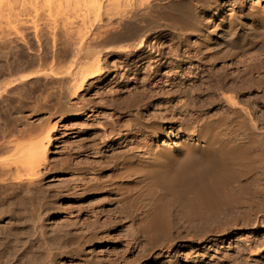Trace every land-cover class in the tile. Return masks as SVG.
<instances>
[{
  "label": "bare ground",
  "instance_id": "6f19581e",
  "mask_svg": "<svg viewBox=\"0 0 264 264\" xmlns=\"http://www.w3.org/2000/svg\"><path fill=\"white\" fill-rule=\"evenodd\" d=\"M15 2L0 0V54L13 56L18 44L31 34L38 48L51 46L53 56L49 66L24 68L12 80L13 84L4 85L9 91L7 98L11 92L16 95L18 89L37 85L44 89L39 95L45 104L51 105L56 100L58 108L55 110L52 106L51 114L57 115L58 110L59 114L68 110L81 112L89 105L73 108L71 98L78 96L90 79L103 74V56L109 55L111 50L107 49L114 47L119 49L114 52L123 71L121 77H127L132 70L137 72L133 78L135 87L126 91L124 97L122 94V99L115 96L121 99L116 101L120 104L118 111L98 122H103L106 138L117 135L127 148L120 146L119 151L115 148L118 151H112L115 157L110 153L116 160L113 159L114 165L112 160L109 163L112 167L106 170L104 179L94 177L95 166L94 169L89 166L94 178L86 177L81 185L77 184L79 191L74 192H98L109 186L108 189L118 193V201L125 202V208L127 203L131 206L129 215L122 216L129 223L128 236L132 233V243L139 249L133 253L131 263L146 264L144 258L154 255L156 260L166 254L165 259L151 264H243L246 254L252 257L262 253L264 233L243 238L228 254L223 250L221 254L210 253L201 258L202 254L196 251L197 256L189 262H183L186 256L175 247L182 237L188 236L193 244L199 245L249 225L254 227L257 219L260 224L264 223L261 203L264 195L262 200L254 197L260 192L264 194V186L261 188L259 182L264 180V6L255 0H42L40 4L53 6L54 13H50L54 17L46 22V27L42 25L45 31H37L35 28L42 23L35 28L26 24L20 19L22 11L16 10ZM163 19L169 29L167 53H173L174 60L158 45L155 47L158 58H152L158 63L151 68L149 63V69H144L146 72L142 74L147 65L145 59L149 60L150 56L139 54L153 31L162 26ZM113 37L116 45L109 48ZM105 42L108 44L101 46ZM54 61L58 65L61 62L62 66ZM186 64L193 67L185 71ZM166 65H173L176 71L168 75L171 72L166 70L169 72L165 75L163 70L162 74ZM161 104L162 107L170 105V109L177 105L174 106L177 108L162 110ZM165 110L167 113H163ZM148 111L151 114L146 119ZM159 115L166 120H160ZM40 129L44 136L38 140H34L37 137L33 138L32 132L35 131L30 133L29 128L22 132L16 128L17 137L12 138L17 135L13 130L14 133L9 131L14 134L10 139L5 135L2 138L6 139H0V218L8 220L0 230V264H57L65 259L75 261L72 264H104L84 249L102 240L97 229L85 228L77 233L59 229L51 234L45 229L44 222L49 216L46 213L54 209V199L62 194L59 189L65 186L59 182L60 187L51 191L43 184L45 168L41 167L46 161L51 128ZM28 135L33 139L27 141ZM79 164L84 168L80 162L78 167ZM72 166L76 168L74 163ZM252 172L257 173L243 182ZM135 186L139 189L134 192ZM139 197L143 198L140 202ZM172 250H175L173 254ZM128 260L124 258L123 262L116 263L109 260L108 264H129Z\"/></svg>",
  "mask_w": 264,
  "mask_h": 264
},
{
  "label": "rangeland",
  "instance_id": "374dc122",
  "mask_svg": "<svg viewBox=\"0 0 264 264\" xmlns=\"http://www.w3.org/2000/svg\"><path fill=\"white\" fill-rule=\"evenodd\" d=\"M19 1L20 0H17V2H15L16 6L18 8V9H16V6H15V9L18 12L20 10L22 11V12H19V15L21 16V17L19 16L20 19H23V21L26 22V24H28L29 26L31 25L32 27H34L36 25L38 26L42 23L39 26L40 28L39 27H37V28L34 27V28L37 29V31L38 30H40V31L44 30L45 31V27L47 26V23L51 22L52 18L54 17V15L52 16V14H51L53 12V10H51V9H53L52 8L53 6L49 5V7H47L48 5L44 4L43 2H42L43 5L40 4L41 3L40 1H42V0H34L35 2L32 1V3L34 2V4H30L28 0L27 1L23 0L22 1L23 4ZM258 1L255 0V2L260 3L261 6H264V0H258ZM30 2H31V0H30ZM17 3H19V4L21 3L20 4L21 6ZM39 5H41V6H39ZM24 7H25V9H24ZM19 8H21V9H19ZM48 8H50V9H48ZM43 13H44V15H43ZM50 19H51V21H50ZM161 19H159V20H161ZM45 20H47V21H45ZM164 20L166 22V19H163V21H161V23L159 21V23L164 27L162 28V26H161L158 29H155L153 31V33L149 37L150 39L148 41V44H146V47L143 48L144 50H142V53L140 52V54H139L141 56H144V54L146 53L145 56H148V55L150 56L149 60L145 59V63L147 65L145 63H144V65H142L143 67L145 65L147 67V68L144 67L143 70L141 69L143 71V72L141 71L142 74L144 73L145 70L147 71V69H149V67H148L149 63H152V66H150V68L155 66V64L158 63V61H155V60L153 61L154 57L156 56V53H158V51L155 50L158 47V45H159V49L162 52L164 50V53L166 55L168 54V57H169V55L171 57L173 56V53H171L172 55L170 53H167L168 52V47H167L168 42L167 41L169 39V35H168L169 29L167 27L168 22L165 23ZM29 22H30V24H29ZM163 22L165 23L166 26L163 24ZM44 24H45V27L44 26L42 27V25H44ZM165 27H167V28H165ZM32 38H33L32 35L29 34L23 40V42L21 44H18L17 48H15V50H14L13 56H10L9 53L8 54L7 53L6 54L5 53L0 54V59H1L0 60V64H1L0 65V76H1L0 80L2 78V81H0V84L3 85V86L0 85V88H1L0 91H2V87H5L4 90L0 93V106H1L0 107V119L2 118L1 120H3L2 122L0 120V127H1L0 128V130H1L0 136L2 135L0 137V139H4L5 136L7 138L9 136H13L14 134L10 133L9 131H11V132H13V130L16 131V128H18L19 131H21L22 129H28L29 128L30 133L33 130L36 133L32 132V135H34V136H32L29 132H28V134H30V136H32L33 138L37 137L34 140H38L40 137L44 136V134L40 128H43V127L51 128L50 129V142L47 145L46 161H45V164L41 167V169L45 168L44 175H42L43 180H44L43 184H44V186H47L50 189H48L47 187H45V188L53 191L54 189H56V187L58 189L60 187V184L63 183V186H65V188L68 190V193H67V191L64 192L65 191L64 187H61L62 189H59V190L62 191V194L55 199L53 198L56 201V202L54 201V204H53L54 209L51 212L46 213V215L47 216L49 215V216H48V219L45 220V222H44L45 223V229H46L47 233L51 234L53 232H57L59 229L70 230L71 233H73L74 231H76L74 233L82 232L83 229H85V228L97 229L99 231L98 237L102 238V240H98L96 242H93L90 245L85 246L84 249H85V251L87 250L86 253L90 257L94 258L95 260L98 259L99 262H102L104 264H108L109 260H110V263L123 262L124 258L129 259L128 260L129 264H132L131 263V259L133 258L132 255H133V253H135V254L138 253L139 249L138 250L136 249L137 244L134 243V241L132 243V239H131L132 233L130 236H128L130 234V232H129L130 229L128 231L127 226L129 225V223H128L127 219L122 218V216H125V214H126L125 217H127L129 215V213L131 211L130 210L131 206L130 205L128 206V203H127V208H125V206H126L125 202L123 203V201L122 202L118 201L119 200L118 193H116L115 191L113 192V190L111 188L108 189L109 186H105L104 188H102V191L98 190V192H97V190H95V191H92L89 193H84V194L81 192L77 193L80 196H78L74 192L79 191V186L77 184H80V183L82 184L84 182V180L86 179V177L87 178L90 177L88 179H93L94 177L99 178L101 176L104 179L105 178L104 176H106L105 175L106 170L108 168L112 167V165H114V162H115L114 160H116V159L113 158V157H115L113 155H115L114 153H117L119 151L117 148L120 149V146H121V148L122 147L125 149L127 148V147H125V143H122V141H120V139H118L119 136H117V135H116L117 137L112 136L113 137L112 138L110 135V137L106 138V135L104 134V131H103L104 130L103 122H100V124H98V122H99V120L105 121V119H106L105 116H110L111 114L113 115V113L118 111V109L120 108V104L117 102L118 101L120 102V100L122 99L121 98L122 94H123L122 97H124L130 90H132V88L135 87L133 78L137 72L132 70V72H130V73L128 72L129 74L127 77H125V78L121 77V76H123V75H121L123 73V71H120L121 67L119 68V65H118L119 62H117V61H119V59L116 55V53L118 52L119 49H117V47L107 49L108 51L111 50V52H109V55L107 54V55L103 56L102 62L104 60L103 65L105 66V68L103 67V69H104L103 74L98 75L93 79H90L87 83L88 85L85 84V86L83 87V90L80 91L79 95L71 98V100L74 99V100H72V102H70V105H71V103L74 105L73 108H75L76 105L77 106H85V105L88 106L89 105V106L85 107L84 108L85 110L84 109L81 110L82 113L77 112L80 110H77L76 111L77 113L75 111L74 112L72 111L73 113L72 112L69 113L68 112L69 110L64 111L65 110L64 109L63 110L64 114H59V110H58V113L56 111L57 115L56 114L53 115V114H51L52 110L54 108H55V110H56V108H58V107H56L57 105L54 103L56 100L55 99H54V101L51 100L54 103V104L52 103L53 105L52 104L48 105L49 103L45 104L44 100L41 99L40 95H39V93L42 92V90H44V89L42 87H38L37 85L26 86L25 88H23L21 90L20 89H18V90L14 89V91L17 90L16 91L17 94L15 93L16 95H13L14 92H11L10 93L11 95L9 94L10 97H8V98L6 97V96H8V93H9L7 83L10 82L11 84H13L14 81H12V80H15V78H17L19 75L18 73L22 72V70L24 68H28V70H32V69L37 68V65H38V67H47L51 63L52 58H50V57H51V55L53 56V53L51 51V46H48L49 49L44 48L43 46L38 48V46L35 43V40ZM112 39H113L114 43H112ZM110 40H108V41H110L109 48L116 45V43H115L116 40H114V37L111 38ZM119 40L117 41L119 43L118 45H120ZM156 40H158L159 43H156V44L153 43ZM162 43H163V45H162ZM105 44H108V43L107 42L102 43L101 46H105ZM110 45H112V46H110ZM147 45L149 47L153 46V49L151 48L152 49L151 50L150 48H148ZM38 50H40V51H38ZM114 51H117V52H114ZM111 56H112V58H111ZM104 57H105V59H104ZM171 57H170V59L174 60V56H173V58H171ZM156 58H158V56H156ZM107 61H108V63H107ZM55 63H56V65H58L57 61ZM58 63H59L58 66H62V65H60L61 62H58ZM115 63L117 64L118 67L116 66ZM113 64H115V65L112 66ZM173 64H175V63H173ZM172 66L169 67V65H166L165 67H163L162 74L164 71H165V73H164L165 75H167L166 73H168L169 71L171 73H168V75L172 74L175 70L174 67H172ZM191 66L193 67V64ZM191 66L186 64L184 66V68H186L185 71H187L188 68H191ZM166 68H168V69H166ZM166 70H169V71L167 72ZM119 72H121V73H119ZM13 73H15V74H13ZM142 74L140 73L141 77H143ZM190 75L193 76L192 74H190ZM90 81H92V82H90ZM4 85H7V86H4ZM6 87H7V90H6L7 94L4 95ZM119 91L120 92L122 91V92L119 94ZM126 91H127V93H126ZM2 94L4 97L2 96ZM80 94H82V95L80 96ZM232 94H234V93H232ZM254 94H252V95H254ZM118 95H119L118 98L115 97ZM11 97H13V98L11 99ZM112 97H113V99H112ZM3 98H5L8 102L5 99H4V101L1 100ZM116 98L117 99L121 98V99L117 100ZM114 99H115V101H114ZM76 100H78V101H76ZM82 100H84V103H82L83 102ZM86 100H88L91 104L87 103L88 101L86 102ZM106 100H109V102H110V100H113L116 104L113 101H111L109 104V102L107 103ZM261 102H263V101H261ZM112 103L114 104L113 105L114 108L112 106ZM116 105H118L119 107ZM50 106H51V109H50ZM103 106L105 107V109ZM163 106L165 108H167L168 110L170 109V105L166 104V106H165V104H163ZM174 106H177V105H174ZM174 106H172L170 110H172V108ZM44 107L47 109H45ZM159 107H161L162 110L165 109L164 107H162V104L159 105ZM251 107H254V106L251 104L250 109H253ZM8 108H9V110H8ZM73 108L70 107V111ZM87 108H89V109H87ZM115 108H117V109H115ZM176 108L174 107V109H176ZM50 110H51V112H49ZM66 110H67V108H66ZM108 111H110V112H108ZM149 111L151 112V111H153V109L152 110L149 109ZM148 112H147V115L145 113V116H144V117H146V119L148 118V114L153 113V112H151V113L150 112L148 113ZM163 113H167V111L165 110ZM114 116H112V118L115 119L116 116L115 117ZM162 116L159 115V117H160L159 119L162 121H165L166 119L163 120ZM16 118H17V121L15 120ZM149 118H150V116H149ZM44 119H45V122H44ZM11 120H12V122H11L12 124L9 123ZM14 121H15L16 125L13 124ZM47 121H48V125L46 124ZM259 125L262 126V124H259ZM101 126H102V128H101ZM10 128H11V130H10ZM5 130H6V132H5ZM18 130L16 131L17 135L15 133V136H13L12 138L18 136V133H19ZM40 131H41V133H40ZM37 132H38V134H37ZM9 134H12V135H9ZM102 134H103V136H105L104 138H103ZM3 135H5L4 138H2ZM30 136L28 135L27 138L25 137L27 139V141H28V139H31V140L33 139ZM10 138H8V139H10ZM25 138L23 140H25ZM110 139L112 141L109 144L108 141ZM262 142H264V140H262ZM116 145H118V146H116ZM263 145H264V143H263ZM115 148H116V150H118L117 152H115L116 151ZM112 151H114V153ZM110 153L112 154L113 157H110L111 156ZM116 156H118V155H116ZM110 158H112V159H110ZM111 160L113 161V163H111L112 162ZM108 161H110V162H108ZM70 162L72 165L74 163L76 165V168H79V171H78V169L76 170V168L73 169L75 166L70 165ZM78 162H80L84 168H82L80 164L78 167ZM65 163L66 164L68 163V164L66 165ZM109 163H111L112 165H110ZM62 164H65V166L67 168L72 166L71 167L72 169L70 168L71 169L70 170L68 168V170H66V169H64L66 167L64 165H63L64 167H62ZM85 164L87 165V167L92 166V169H94V166H95L94 177H93V170L90 169L91 167H89L87 169ZM55 167L56 168L61 167L64 170L61 168L60 169L57 168V170H56ZM101 167H103L104 169ZM82 169L85 170V171L84 170L82 171L83 173L81 172ZM86 170H88V171H86ZM98 170H100V171H98ZM73 172H74V175H72ZM87 172L89 173V176H86V174H88ZM98 172H100V173H98ZM77 173H79V174H77ZM254 173L253 172L250 173L249 175H247L246 179H242V181L243 182L244 181L246 182V180L249 181L250 179H252L251 177H253ZM76 174L78 176L79 175L80 176L78 177ZM81 174H82V176H81ZM97 174H99V175L97 176ZM91 175H92V177H91ZM75 176H76V178H75ZM75 179L77 180L76 182H74ZM78 179L79 180L81 179L82 181L80 180L81 181L80 182ZM103 179H101V180H103ZM71 181L73 183H76V184L74 185ZM59 182H61V183L59 184ZM259 182L262 184L261 185V188H262L264 186V180H261ZM57 184H59V186ZM66 184H68V185L66 186ZM73 186L76 190H74V188H72ZM133 188H134V192L137 191V189H139L138 186H137V189H136V186ZM252 188H253V186H252ZM71 189H73L74 191ZM70 191L72 192L71 194H70ZM64 194H66V195H64ZM259 194H261V192L258 193L254 197L256 199L259 198L260 200H262L264 194L262 193L261 196ZM140 199H143V198L139 197V200L138 199H136V200H138L140 202V201H142ZM120 203H122L123 205ZM261 203H262V205L264 204V202H261ZM130 204H133V203L131 202ZM123 207L125 208L124 210H123ZM128 210H130V211L128 212ZM7 222H8L7 218H0V230H3V227H5ZM258 223L259 222L257 219L254 227H253V225L252 226L249 225L248 227H244L243 229L241 228V231H233L228 236H224L222 238H220V237L215 238V239H219V240H213L211 242H203V243L200 242L201 244H199V245H196L195 242L193 244L192 240L188 236L185 237V235H184L185 238L180 237L181 239H178L179 241L177 240V244L179 243L180 245L178 244L175 247V250L180 251L179 253L183 254L186 257L188 255V258L184 257L183 262H189L193 257L197 256V253L202 254L201 258L208 257V255L210 253L221 254V252L223 250H226L227 254H228L229 252H231L235 248V246L237 245V242L242 241L243 238L254 237L258 234L264 233V223L263 224L262 223L258 224ZM78 230H80V231H78ZM1 233H2V231H0V234ZM128 239L129 240L131 239V240L129 241ZM212 239H214V238L212 237ZM126 250H128V251H126ZM175 250H172L171 254H173L175 252ZM182 250H183V252H182ZM208 250H212V251H208ZM186 251H188V253H190V255ZM196 251H197V253H195ZM114 252H116V253H114ZM163 252H164V250H163ZM184 253L187 255H185ZM120 255H122V256H120ZM164 255H165V257H167L166 254H164ZM246 255L244 256L245 258L243 257V264H264V251H262V253H258L255 256H252L253 258L249 255H247V256ZM126 256H128V257H126ZM163 256L160 255L159 256L160 258L158 257V259H156V260L154 259V257L152 258L151 256H149V257L144 258L143 260L146 261V264L147 263L151 264L153 261L154 262L162 261L163 259H165V257H163ZM99 257H100V259H99ZM210 258L214 259L213 256H211ZM168 260H169V258H168ZM170 260H172V258H170ZM244 260H246V261H244ZM124 261H125L124 263L127 262V260H124ZM71 262L74 263L75 261L65 259V260L60 261L57 264H72ZM134 264H138V263L135 262Z\"/></svg>",
  "mask_w": 264,
  "mask_h": 264
}]
</instances>
